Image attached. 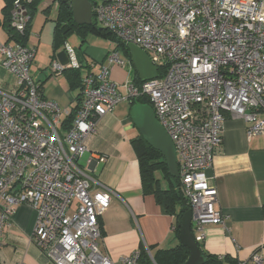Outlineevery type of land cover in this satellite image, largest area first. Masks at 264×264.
<instances>
[{
    "label": "built area",
    "instance_id": "1",
    "mask_svg": "<svg viewBox=\"0 0 264 264\" xmlns=\"http://www.w3.org/2000/svg\"><path fill=\"white\" fill-rule=\"evenodd\" d=\"M91 2L98 25L144 50L158 72L167 66L163 76L128 83L127 98L147 96L172 139L193 233L202 243L206 224L226 222L207 175L222 150L225 120L242 118L248 138L264 133V0ZM28 21L16 0L11 26L22 34ZM64 49L66 65L51 61L56 75L80 68L77 48L66 43ZM36 53L34 45L0 40L2 66L15 77L12 88L0 86V245L16 207L26 204L37 213L31 241L54 264H139V250L119 261L104 252L100 217L115 192L78 162L89 150L88 137L125 99L119 83L108 65L84 76L82 100L64 130L70 110L44 97L32 74ZM108 62L125 64L117 51ZM106 160L92 154L88 165ZM252 261L261 264L262 258L256 253Z\"/></svg>",
    "mask_w": 264,
    "mask_h": 264
},
{
    "label": "crops",
    "instance_id": "2",
    "mask_svg": "<svg viewBox=\"0 0 264 264\" xmlns=\"http://www.w3.org/2000/svg\"><path fill=\"white\" fill-rule=\"evenodd\" d=\"M34 10L29 13L30 22L25 44L43 45L42 41L53 38L58 4L54 0H36ZM5 0H0V40L16 44L8 32L4 14ZM79 39L71 41L74 37ZM77 38V37H75ZM66 43L81 48L83 76L98 73L103 65H108L112 78L119 83L120 90L133 82L135 69L129 62L124 66L108 62V49H94L74 33ZM53 46V45H52ZM65 46V45H64ZM64 46L52 51L50 61L45 66L32 65V74L39 83L44 97L59 102L70 111L78 103L80 88L70 85L65 74L57 76L51 70L54 55ZM37 55V53H36ZM0 54V86L10 89L15 85V77L2 66ZM99 63V69L96 65ZM56 75V76H55ZM122 92V90H121ZM131 100L120 102L101 121L98 132L87 139L89 150L87 167L92 176L111 187V205L100 217L103 230V250L114 261H119L135 251L149 248L151 252L168 249L179 244L174 230L175 217L165 206L157 202L153 193L144 190L140 165L133 140L139 135L130 117ZM247 124L242 118L230 117L223 128L222 150L216 154L212 166L207 170L210 183L217 188L216 208L226 215L225 226L218 223L205 225L202 245L209 253L227 258L224 264H256L252 261L258 253L264 264V133L247 137ZM92 154H105L107 160L89 166ZM83 156V157H84ZM162 186L167 182L160 172ZM37 213L29 205L16 207L11 225L4 227L0 245V264H54L47 255L31 241ZM232 260L233 262H230Z\"/></svg>",
    "mask_w": 264,
    "mask_h": 264
},
{
    "label": "trees",
    "instance_id": "3",
    "mask_svg": "<svg viewBox=\"0 0 264 264\" xmlns=\"http://www.w3.org/2000/svg\"><path fill=\"white\" fill-rule=\"evenodd\" d=\"M16 0H5L4 14L7 22L8 32L12 39H16L18 43L25 44L26 36L28 35L30 16L29 13L34 10L37 3L36 0H20L23 6L26 8L29 21L24 33L20 34L15 31L11 26L12 10ZM78 34L83 42H86L87 36L93 33L97 36L108 38L118 41L119 44L125 46L126 43L120 40L115 34L106 28L101 27L96 23L91 25H79L73 19L72 7L68 0H60L58 2L57 17L55 20L54 34H53V47L54 52L63 47L69 37L72 34ZM78 50V58L80 62V68H68L63 74L66 75L70 85L74 88L82 89L83 80V61L81 48ZM56 56L52 58V60ZM167 70V66L159 68L160 76H163ZM133 83L137 86L141 85V81L135 71V77ZM82 100V93L77 97V105L63 120V128L66 130L72 123L79 104ZM136 101L151 104L150 99L143 95L137 99H131L133 105ZM134 147L137 152L138 161L140 165L142 182L144 190L149 193H153L158 203L163 204L168 213L175 217L174 230L177 238L180 241V220L182 215L190 209V204L187 198L182 193L180 178L174 177L169 173L167 163L162 153L147 144L144 139L138 135L133 140ZM156 172H160L163 179L167 182V186H162V179L157 177ZM201 249V254L205 259L204 264H224L227 258L219 257L215 254L209 253L205 250L201 242H198ZM139 264H184L189 257V250L181 242L175 247L168 249H159L156 252H151L150 249L142 247L139 250ZM230 262H233L230 260Z\"/></svg>",
    "mask_w": 264,
    "mask_h": 264
},
{
    "label": "water",
    "instance_id": "4",
    "mask_svg": "<svg viewBox=\"0 0 264 264\" xmlns=\"http://www.w3.org/2000/svg\"><path fill=\"white\" fill-rule=\"evenodd\" d=\"M73 12V19L79 25H91L94 23L93 3L91 0H68ZM131 63L141 82H145L159 76L158 67L155 66L149 55L134 44H128ZM59 61L66 65L68 55L65 49L57 53ZM130 117L144 141L154 149L162 153L166 160L169 173L179 177L178 159L175 145L158 121L153 107L150 104L136 101L130 110ZM193 216L191 209L187 210L180 220V242L189 250V257L184 264H204L205 259L195 239L193 228Z\"/></svg>",
    "mask_w": 264,
    "mask_h": 264
},
{
    "label": "rangeland",
    "instance_id": "5",
    "mask_svg": "<svg viewBox=\"0 0 264 264\" xmlns=\"http://www.w3.org/2000/svg\"><path fill=\"white\" fill-rule=\"evenodd\" d=\"M75 37H77V38H75ZM75 37L71 40L73 43L75 40L77 41L79 39L78 36L75 35ZM42 43H43V45H41L39 50H37V55H36L37 67L45 66L50 61L51 47H52V51H53L52 35H51L50 39L48 40V42L46 40H43ZM88 44L90 46H93L94 49L100 48V49H108L111 52L117 51L119 53L120 57L125 62H129L132 65L128 44L126 45V48H125V46L119 44L118 41H116V40L103 38V37L97 36L93 33H90L88 35ZM99 67H100V65L98 63L95 68L99 69ZM57 76H59V75H57ZM121 90H122V94L125 97V99L123 101L129 102L130 99L127 98L128 97V85L125 84ZM78 162L80 163L81 166L87 167V157L86 156L81 157Z\"/></svg>",
    "mask_w": 264,
    "mask_h": 264
}]
</instances>
